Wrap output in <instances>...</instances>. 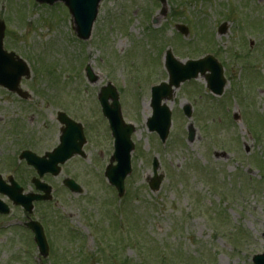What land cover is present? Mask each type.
I'll return each instance as SVG.
<instances>
[{
  "label": "rangeland",
  "instance_id": "374dc122",
  "mask_svg": "<svg viewBox=\"0 0 264 264\" xmlns=\"http://www.w3.org/2000/svg\"><path fill=\"white\" fill-rule=\"evenodd\" d=\"M159 9L157 0H102L91 38L84 42L77 39L63 4L0 0L5 50L23 54L38 73L32 70L22 80L24 88L34 85L33 100L18 104L0 93V112H15L10 117L22 120L26 129L47 128L49 123L56 129V113L66 108L88 134L86 160L74 165L81 170L85 196L56 198L51 212L39 206L34 213L45 223L52 253L42 259L35 245L26 243L25 232L4 228L0 264H143L140 249L151 264H158L159 253L173 264H252V256L264 252V167L259 165L264 161V0L167 2L166 17L153 25ZM197 23L213 45L198 47L196 39L189 49L178 43L175 26L188 28V36L181 37L191 43V24ZM223 24L225 32L218 35ZM147 25L163 28L164 50H159V42L154 47ZM166 50L181 61L212 55L222 64L229 114L204 93L195 95L193 87L184 86L168 103L172 126L162 146L145 122L150 87L167 79ZM237 54L247 55L246 63L256 71L243 76L233 59ZM86 66L94 83L86 81ZM108 82L120 94L125 122L135 126L132 171L120 200L103 177L113 149L107 122L99 116L97 92ZM195 82L207 93L203 78ZM79 89L86 101L77 97ZM234 91H242V107ZM184 101L193 108L190 123L196 138L191 144L186 141L188 121L181 113ZM233 114L241 118L240 125L232 121ZM154 158L163 178L157 192H151L146 181L152 177ZM15 215L22 217L20 211ZM116 222L121 224L118 234ZM129 222L134 235L126 240Z\"/></svg>",
  "mask_w": 264,
  "mask_h": 264
},
{
  "label": "flooded vegetation",
  "instance_id": "af4514ba",
  "mask_svg": "<svg viewBox=\"0 0 264 264\" xmlns=\"http://www.w3.org/2000/svg\"><path fill=\"white\" fill-rule=\"evenodd\" d=\"M20 55L22 56V54ZM33 86L32 84L24 88L21 81L20 94L10 92L3 87H0V93L7 100L26 104L34 98ZM50 86L55 95V86L53 84ZM77 97L82 99V96ZM48 104L55 106L51 99H48ZM64 110L63 113L70 117L67 109ZM15 114V112L9 111L0 112V203L9 211L8 215L0 213V229L10 226H23L25 220L32 219L24 213L20 206L11 202L10 195H47L49 193L50 202L33 204V209L36 211L40 204L42 207L50 209V205L54 203L56 198L63 196L68 199L83 198L85 196L83 194H86L84 186L81 185L83 182L79 180L81 170L74 166L76 163H84L87 157L88 134L86 126L81 122L82 129H74V134L70 138L71 142L67 141V145L81 147V153L71 156L60 166L57 164L60 170L58 174H55V166L52 164L53 161L50 163L49 155L59 146L64 130V127H61L58 122V112L56 113V121L59 127L56 129L50 128V123L47 128L26 129L22 126V120L10 117V115ZM36 157L45 158L48 162L43 167L38 168L35 161ZM66 180H72L79 190L75 191L70 188L65 183ZM15 211H20L24 219L16 216ZM8 218L10 219L5 221Z\"/></svg>",
  "mask_w": 264,
  "mask_h": 264
},
{
  "label": "water",
  "instance_id": "95a60500",
  "mask_svg": "<svg viewBox=\"0 0 264 264\" xmlns=\"http://www.w3.org/2000/svg\"><path fill=\"white\" fill-rule=\"evenodd\" d=\"M38 3L53 4L55 2H63L69 9V12L73 19L74 29L78 38L87 40L90 37L91 28L93 22L96 19L98 5L101 0H35ZM163 9L161 15L164 16L166 12L165 0H161ZM224 27V26H223ZM221 27V28H223ZM182 33L186 34V29L183 27L178 28ZM223 31L220 29L219 34ZM4 35V25L0 22V85L6 86L10 90H17V83L20 76L24 73V68L19 63H13L10 58L12 55H6L2 52V39ZM166 67L169 73V85H161L152 89L151 108L153 111L152 117L148 120L147 126L151 132L155 131L159 134L162 141H164L168 135L170 128V111L169 108L163 104L162 100L172 99L171 87L178 88L179 84L183 81L191 78H196L198 73L205 76L207 86L210 91L215 95H221L225 85V81L222 75V68L212 58L207 57L199 61L188 62L185 66L176 62L170 53H167ZM210 72L206 75V72ZM88 73L89 81H93V77L90 72ZM108 96H112L113 104L110 109L107 105ZM100 102L103 106V114L109 120L113 136L115 138V152L111 161H116V166H109L106 170V177L110 184L114 185L119 192V196H122L124 191V179L130 173V152L133 146L130 142V134L133 132V127L130 125H124L120 118L118 105L116 104V96L103 89L100 93ZM185 115L191 116L190 108L187 106L184 108ZM61 123L66 124L69 129H72L71 123L66 118H61ZM70 135V132H66L65 138ZM194 139V130L192 126H189L188 141L192 142ZM64 142L65 139H64ZM62 150L63 148L60 147ZM158 168L157 163L154 161L153 170L155 177L150 182L152 190L156 191L159 187L160 177L156 176V170ZM29 204V203H28ZM32 227V225H31ZM32 229L35 232V241L38 244L40 254L42 256L47 255V246L40 227L33 225ZM264 238V234H263ZM254 264H264V254L253 257Z\"/></svg>",
  "mask_w": 264,
  "mask_h": 264
},
{
  "label": "trees",
  "instance_id": "16d2710c",
  "mask_svg": "<svg viewBox=\"0 0 264 264\" xmlns=\"http://www.w3.org/2000/svg\"><path fill=\"white\" fill-rule=\"evenodd\" d=\"M141 253L143 254V256L145 255L144 252L142 251V249H140ZM159 260H158V264H166L164 263V256L162 253L158 254ZM167 264H173L170 261Z\"/></svg>",
  "mask_w": 264,
  "mask_h": 264
}]
</instances>
